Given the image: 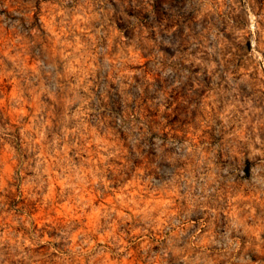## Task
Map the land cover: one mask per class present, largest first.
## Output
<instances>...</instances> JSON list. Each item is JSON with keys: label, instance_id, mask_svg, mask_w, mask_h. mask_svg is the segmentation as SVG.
<instances>
[{"label": "rangeland", "instance_id": "obj_1", "mask_svg": "<svg viewBox=\"0 0 264 264\" xmlns=\"http://www.w3.org/2000/svg\"><path fill=\"white\" fill-rule=\"evenodd\" d=\"M136 3L36 0L30 22L0 21V234L32 264H184L228 241L231 264H264L245 251L261 218L240 210L259 200L254 165L240 177L219 151L257 125L264 140V48L249 56L219 29L190 36L163 0Z\"/></svg>", "mask_w": 264, "mask_h": 264}, {"label": "clouds", "instance_id": "obj_2", "mask_svg": "<svg viewBox=\"0 0 264 264\" xmlns=\"http://www.w3.org/2000/svg\"><path fill=\"white\" fill-rule=\"evenodd\" d=\"M116 2L120 4V0H116ZM152 2L154 4V0ZM125 3H127V0H125ZM133 3H136V0H133ZM35 4L36 0H0V21L11 20L13 26H20L26 18L30 22V13L35 11ZM136 7L141 6L136 3ZM160 7L165 10L167 15L171 16L172 23L178 29L187 26L190 29V36L194 37L197 31L201 33L211 31L213 37L217 38V30L219 29L221 30L220 38L224 42L232 41L241 47L244 52H247L249 56H255L258 48H264V0H163ZM9 8L11 9L10 15L5 12V9ZM121 10H123V5H121ZM156 15L157 12L154 7L148 10L149 18L154 19ZM205 25H207V28H205ZM178 36L179 32L176 36L170 38L174 42ZM80 47H84V45H78L77 50ZM91 47L95 48V42L91 44ZM92 59H95V55H92ZM105 59L106 62L111 63V61H107V57ZM179 59L177 58V63L172 65L177 72L182 68ZM262 67H264V64H262ZM88 68L92 69L93 72L95 71L94 66L91 64L88 65ZM90 74L88 71L83 72L85 77ZM257 127L258 125L254 126L249 133H245L243 130L230 133L220 145L219 151L223 154L225 161L231 165L229 170L236 171L240 177L244 176L243 165L245 159L250 160L254 165L253 185H260L259 200L258 202L245 204L240 210L246 211L250 219L258 214L261 218V224L264 225V177L260 176V173H264V140L259 138ZM256 145H259V147H256ZM192 151L191 148L188 149V153H192ZM197 152L199 153V159L196 160L194 168L197 172L204 171L201 164L208 161L209 155L199 149H197ZM110 155L116 159L121 158L115 152ZM125 159H131V157ZM183 159V155L176 158V160ZM193 159H195V156H193ZM176 160H173L172 163L175 164ZM120 167L126 168L127 165L122 163ZM216 171L218 172L219 169ZM199 179L204 182L200 187V191L205 193L202 199H207V186L212 181L207 174L200 175ZM195 184V179L189 173V177L183 185L186 192L191 193L192 188L190 186ZM176 193L177 188L174 187L172 194L176 195ZM261 231H264V226L258 229L246 230L248 247L245 251L258 253L260 257H264V240L260 239L259 235ZM210 243H216V241H210ZM238 245V241H228V245L217 252L214 257H209L208 249L204 247L195 256L189 251L187 254L181 255L180 259L183 260L184 264H215L216 261L221 259L226 264H231L234 258L231 253L236 250ZM28 247L31 248L32 245L29 244ZM179 251L183 252L184 250ZM163 255H167V253H163ZM30 257V252L25 253V245L22 240L10 239L4 234H0V264H21V261L32 264ZM257 264H259V260Z\"/></svg>", "mask_w": 264, "mask_h": 264}]
</instances>
